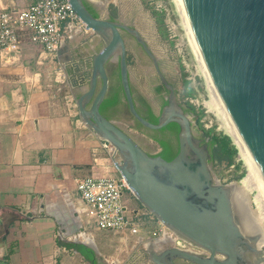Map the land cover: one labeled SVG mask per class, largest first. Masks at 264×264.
I'll list each match as a JSON object with an SVG mask.
<instances>
[{
	"label": "water",
	"instance_id": "obj_1",
	"mask_svg": "<svg viewBox=\"0 0 264 264\" xmlns=\"http://www.w3.org/2000/svg\"><path fill=\"white\" fill-rule=\"evenodd\" d=\"M177 2L205 78L264 186V0ZM70 4L86 28L103 42L91 57L77 50L79 56L73 54L63 61L80 119L96 137L116 149L114 166L139 204L177 237L203 251H184L172 242L160 249L152 242L144 251L149 262L263 264L264 250L258 247V237L242 229L232 183H221L214 175L210 140L205 134L203 139L194 134L189 112L142 32L125 22L120 11L118 20L111 19L110 11L94 16L87 4L104 11L101 3L70 0ZM124 33L142 47L169 92L156 124L137 109ZM67 50L69 45L62 47L58 58ZM114 62L134 122L149 131L178 125L179 151L171 161L148 153L128 131L102 113L110 91L109 66ZM74 243L79 242L75 239ZM87 247L100 255L93 245Z\"/></svg>",
	"mask_w": 264,
	"mask_h": 264
},
{
	"label": "crops",
	"instance_id": "obj_2",
	"mask_svg": "<svg viewBox=\"0 0 264 264\" xmlns=\"http://www.w3.org/2000/svg\"><path fill=\"white\" fill-rule=\"evenodd\" d=\"M2 2L22 9L31 0ZM96 41L67 39L69 50L59 59L41 56L42 47L26 36L20 54L0 53V264H90L61 244L75 239L93 245L100 264L131 252L118 235L98 230L75 184L79 177L119 176L102 141L79 126V111L72 113L65 97L63 61L79 56L77 50L91 57Z\"/></svg>",
	"mask_w": 264,
	"mask_h": 264
},
{
	"label": "rangeland",
	"instance_id": "obj_3",
	"mask_svg": "<svg viewBox=\"0 0 264 264\" xmlns=\"http://www.w3.org/2000/svg\"><path fill=\"white\" fill-rule=\"evenodd\" d=\"M160 5H162V8H160ZM102 6H104V11H101V14H106L107 11H110L111 14L113 11L117 13L120 11L122 19L138 28L146 37L149 45L160 61L166 78L176 87L179 101L184 104L186 111L190 114L194 134L202 139L205 131H211L212 135L216 134L221 137L228 136L222 127V123L213 114L208 112L206 102L209 100V97L206 80L200 67H198L199 64L190 47L186 31L182 25V20L174 1L107 0ZM96 40L99 42L100 39L96 38ZM125 40L128 48L133 88L136 93H142L150 99H155L154 107L156 113L159 114L161 99L155 97V89L157 85L161 87V82L156 75L151 60L130 35L125 34ZM109 70L112 76L113 87H119L117 62L110 64ZM121 98H123L122 94ZM142 107L140 109L143 113L148 114L147 107ZM190 107H193L195 111L192 112ZM113 115H115V122L128 131L144 149L152 153L159 151L160 146L153 140V137L157 135L138 127V124L134 122L129 113L124 100ZM208 139L210 140V137ZM230 139L237 149L233 139L231 137ZM247 173V162L240 156L238 149L234 155L232 165H228L226 162L214 163L215 177L221 183H237L242 186L243 195L240 194V205L245 209H249L248 214L258 215V208L254 200L257 191L252 187H244L241 185ZM118 175L120 176L119 173ZM124 202L128 208L141 209L144 212H148L140 206L138 200L130 190L124 193ZM237 213L240 214L238 210ZM95 237L98 242H102L101 234L96 230ZM130 254L132 253L130 252ZM130 254L128 256L125 252L119 255L120 260L118 261H121L120 264H151L148 256L143 260L142 258L136 259L134 254L132 256ZM107 261L108 259L105 258L103 264H109Z\"/></svg>",
	"mask_w": 264,
	"mask_h": 264
},
{
	"label": "built area",
	"instance_id": "obj_4",
	"mask_svg": "<svg viewBox=\"0 0 264 264\" xmlns=\"http://www.w3.org/2000/svg\"><path fill=\"white\" fill-rule=\"evenodd\" d=\"M90 1L101 4L107 2ZM26 36L42 47L41 56L47 54L54 58L58 57L67 39L75 37L79 41H91L98 38L92 30L86 28L70 0H31L22 9L5 7L0 0V53L20 54ZM65 97L69 110L76 113L77 102L70 89ZM78 122L80 127L87 128L81 119ZM92 135L95 136L94 133ZM102 143L112 158L116 149L106 141ZM75 184L84 210L88 217L94 219L98 230L118 235L121 243L130 245L136 259L145 260L146 247L157 240L172 242L176 248L184 251L203 253L177 237L149 212L128 208L124 202V193L130 189L121 176L79 177L75 179ZM112 264H120V261H113Z\"/></svg>",
	"mask_w": 264,
	"mask_h": 264
},
{
	"label": "bare ground",
	"instance_id": "obj_5",
	"mask_svg": "<svg viewBox=\"0 0 264 264\" xmlns=\"http://www.w3.org/2000/svg\"><path fill=\"white\" fill-rule=\"evenodd\" d=\"M174 3L176 4L177 10L179 12V15L181 17L182 20V25L186 31V35L188 37V41L190 44V47L196 57V60L199 64L198 67H200L201 72L205 78V75L203 73L202 67L198 61L195 49L193 47V44L191 42L190 36L188 34L183 16L181 14L179 5L177 0H173ZM206 80V78H205ZM206 84H207V89H208V97L209 100L206 102V106L208 109V112H210L211 114H213L221 123H222V127L225 130V132L227 133L228 136H230L235 145L237 146L240 156L246 160L247 165H248V173L246 175V177L242 180L241 185H243L244 187H252L257 191V195L256 198L254 199L256 201V205L258 208V215H250L248 214V208H244L240 205V194L243 195V189L242 186L238 185L237 183H232V190H233V203H234V207L235 210L237 209L238 212L240 214L236 213L240 219L241 222V226L242 229L244 230V232L249 235V236H255L258 237V247H260L263 250V246H264V186L262 185L260 178L258 177L257 173L255 172V170L253 169L249 159L247 158L246 154L244 153L240 143L238 142L235 134L233 133L231 126L229 125L227 119L225 118L224 114L222 113L220 106L215 98V95L212 91V89L210 88L207 80H206ZM249 189V188H248ZM250 208V206H249ZM250 212V211H249ZM255 217V218H254ZM264 264V262H263Z\"/></svg>",
	"mask_w": 264,
	"mask_h": 264
},
{
	"label": "trees",
	"instance_id": "obj_6",
	"mask_svg": "<svg viewBox=\"0 0 264 264\" xmlns=\"http://www.w3.org/2000/svg\"><path fill=\"white\" fill-rule=\"evenodd\" d=\"M89 10L94 14V16L98 17L99 14L97 13L96 9L91 5V4H87ZM117 12L112 13V15L114 17L117 16ZM158 17V16H157ZM159 18V17H158ZM128 61H129V65H130V60L128 57ZM118 76H119V87H113L112 92L110 93L108 99L104 102L103 106H102V113L104 115H106L108 118L109 116V111L112 107L120 105L122 103V98H121V94L124 97V92L120 83V75L118 72ZM162 89L158 88V91L160 92ZM167 104V102L164 103V105ZM192 112L195 111V109L193 107H190ZM139 113L148 121L152 122V123H157L158 122V115H156L149 107H148V114L143 113V111L138 108ZM138 127L143 128L138 122ZM173 134H175L176 136H178L179 133V127L176 124L170 125L168 127ZM205 135L210 137V147H211V151H212V156H213V160L214 162H226L228 165H232L233 164V159H234V155L237 152V149L235 148V146L232 144V140L230 139V137L228 136H218L216 134L212 135L211 131H205ZM156 142L163 148V151L159 154L161 155L164 159L171 161L173 158L176 157V155L178 154L179 151V147H177V151L174 152L173 151V147L165 140L163 139H159L158 137H155ZM63 246L67 247L68 249L71 250H76L78 253H80L82 255V257L90 264H99L98 260H97V256L96 253L93 249L86 247L84 245L81 244H76V243H61Z\"/></svg>",
	"mask_w": 264,
	"mask_h": 264
},
{
	"label": "flooded vegetation",
	"instance_id": "obj_7",
	"mask_svg": "<svg viewBox=\"0 0 264 264\" xmlns=\"http://www.w3.org/2000/svg\"><path fill=\"white\" fill-rule=\"evenodd\" d=\"M94 7V6H93ZM95 9H96V11H97V13L100 15L101 14V11L98 9V8H96V7H94ZM118 14H117V16L116 17H114L112 14H111V19L112 20H118ZM121 21V20H120ZM125 34L126 33H124V37H125ZM133 38V37H132ZM134 39V38H133ZM136 42V41H135ZM137 43V42H136ZM96 52L97 51H99L103 46H102V44H103V42L101 41V40H99V42L98 41H96ZM138 44V43H137ZM139 45V44H138ZM140 46V45H139ZM141 47V46H140ZM142 48V47H141ZM151 63H152V61H151ZM160 64V63H159ZM153 65V64H152ZM160 67H161V64H160ZM153 68H154V66H153ZM155 69V68H154ZM161 70H162V68H161ZM163 71V70H162ZM118 72H119V69H118ZM155 72H156V70H155ZM156 75H157V77H158V79H159V81L161 82V87H159L158 85H157V87H156V89H155V97H159L160 99H161V107H159V113H160V111H161V109H162V107L164 106V103L166 102V98H167V96H168V94H169V92L167 91V89L165 88V86L163 85V83H162V81H161V79L159 78V76H158V74H157V72H156ZM170 82V81H169ZM121 83V82H120ZM171 83V82H170ZM112 87H113V85H112V76H111V73H110V91H109V93H111L112 92ZM158 88H161L162 90L159 92L158 91ZM132 90H133V94H134V100H135V103H136V105H137V107L138 108H143L142 106H146L147 107V110H148V107L156 114V115H159V114H157L156 113V110H155V107H154V103H155V99H150V98H148L146 95H144V94H142V93H136L135 92V90H134V88H133V85H132ZM154 97V98H155ZM124 98V97H123ZM122 98V102H123V99ZM126 103V102H125ZM122 104V103H121ZM120 104V105H121ZM120 105H117V106H114V107H112L111 109H110V111H109V114L111 115V120H114V116L115 115H113V114H115L116 113V111H117V109H118V107L120 106ZM166 105V104H165ZM137 123V122H136ZM171 125H173V124H171ZM170 126V125H169ZM168 126V127H169ZM168 127H166V128H164V129H162V130H160V131H149V130H147V131H149V132H153L154 134H156L157 136H155V137H158L159 139H163V140H165V141H167L172 147H173V151L174 152H176L177 151V147H178V136H176L175 134H173V132L168 128ZM163 133H164V136H163ZM161 136H163V137H161ZM155 137H153V140L156 142V140H155ZM157 143V142H156ZM159 145V144H158ZM160 146V145H159ZM148 153H150L151 155H159L162 151H163V148L160 146V149H159V151L157 152V153H152V152H150L149 150H147V149H145ZM141 206V205H140ZM153 243L154 244H156V245H158V248H160V249H162V248H165V247H167V246H169V242L168 241H166L164 244H162L161 243V241H153ZM99 264H100V262H99ZM181 264H189V263H181Z\"/></svg>",
	"mask_w": 264,
	"mask_h": 264
}]
</instances>
